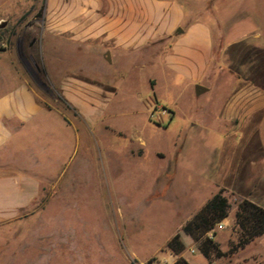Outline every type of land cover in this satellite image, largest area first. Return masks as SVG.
I'll return each mask as SVG.
<instances>
[{
    "label": "rangeland",
    "instance_id": "rangeland-1",
    "mask_svg": "<svg viewBox=\"0 0 264 264\" xmlns=\"http://www.w3.org/2000/svg\"><path fill=\"white\" fill-rule=\"evenodd\" d=\"M48 1L0 0V92L28 83L47 100L57 96L49 103L71 122L54 116L45 136L54 148L52 175L32 212L0 224V264H169L168 243L218 190L231 216L243 199L264 208V112L253 136H226L218 123L235 78L264 96V0H177L190 22L209 24L214 54L227 68L202 96L166 88L155 66L82 63L86 53L72 46V69L60 61L55 76L83 75L105 94L84 124L59 98L49 69ZM165 99L176 116L170 121L169 110L157 122L150 106L165 109ZM238 230L231 219L214 230L224 257L264 264V235L229 253ZM192 257L203 263L198 252Z\"/></svg>",
    "mask_w": 264,
    "mask_h": 264
},
{
    "label": "crops",
    "instance_id": "crops-1",
    "mask_svg": "<svg viewBox=\"0 0 264 264\" xmlns=\"http://www.w3.org/2000/svg\"><path fill=\"white\" fill-rule=\"evenodd\" d=\"M47 9L49 69L53 77L63 67L60 61L72 69L68 64L72 46L86 53L82 63L86 59L126 62L135 68L155 66L161 70L165 87L179 93L187 89L197 93L196 86L202 85L206 88L204 94L209 83H216L227 71L214 54L209 24L202 20L190 22L177 0H49ZM55 77L61 90L59 98L70 107V114L84 124V113L105 95L103 89L83 75L67 72L62 78ZM151 83L155 88L158 80L154 78ZM49 98L58 100L53 95ZM152 99L160 102L158 95ZM50 100L28 83L0 92V215H7L0 224L32 212L46 190L45 183L52 175L47 161L54 148L45 136L52 131L57 114L68 127L71 125L67 114L51 105ZM165 107L171 111L172 121L176 116L172 102L165 99ZM263 112L264 96L250 83L235 78L218 123L226 129V136L237 131L253 136L261 126ZM229 219L233 221L234 216L228 215L222 224L226 225ZM221 235L218 231L212 236L220 248V241L224 240ZM196 252L203 257L202 264H238L227 257L207 259L196 244L180 257L196 264L192 257ZM168 254L171 259L165 261L174 264L178 257Z\"/></svg>",
    "mask_w": 264,
    "mask_h": 264
},
{
    "label": "trees",
    "instance_id": "trees-1",
    "mask_svg": "<svg viewBox=\"0 0 264 264\" xmlns=\"http://www.w3.org/2000/svg\"><path fill=\"white\" fill-rule=\"evenodd\" d=\"M230 208L231 204L223 194V189L218 190L168 243V249L178 257L174 264H191L180 255L193 244L198 246L201 254L207 259L224 257L225 254L213 241L212 236L216 227L228 217ZM234 220L239 229L238 243L234 245L231 243L229 253L244 248L264 235V208L255 202L248 199L241 200L234 211ZM209 233L212 236H209Z\"/></svg>",
    "mask_w": 264,
    "mask_h": 264
},
{
    "label": "built area",
    "instance_id": "built-area-1",
    "mask_svg": "<svg viewBox=\"0 0 264 264\" xmlns=\"http://www.w3.org/2000/svg\"><path fill=\"white\" fill-rule=\"evenodd\" d=\"M169 109L165 107V109H162L158 105L150 106V116L152 119L156 120L157 122H162L163 120H166V117L169 114ZM217 229L222 230L224 228V224H219ZM209 236H212L211 233H209Z\"/></svg>",
    "mask_w": 264,
    "mask_h": 264
},
{
    "label": "water",
    "instance_id": "water-1",
    "mask_svg": "<svg viewBox=\"0 0 264 264\" xmlns=\"http://www.w3.org/2000/svg\"><path fill=\"white\" fill-rule=\"evenodd\" d=\"M5 51H6L5 49L0 48V52H5ZM196 89H197V94H202L203 92L206 91V88H203L202 85H197ZM263 127H264V124H263Z\"/></svg>",
    "mask_w": 264,
    "mask_h": 264
},
{
    "label": "flooded vegetation",
    "instance_id": "flooded-vegetation-1",
    "mask_svg": "<svg viewBox=\"0 0 264 264\" xmlns=\"http://www.w3.org/2000/svg\"><path fill=\"white\" fill-rule=\"evenodd\" d=\"M33 44H34V42H32V43L29 45V47H32V46H33Z\"/></svg>",
    "mask_w": 264,
    "mask_h": 264
}]
</instances>
